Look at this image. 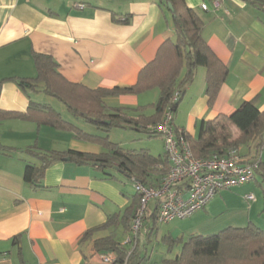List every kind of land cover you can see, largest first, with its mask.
I'll return each instance as SVG.
<instances>
[{
	"label": "crops",
	"instance_id": "crops-1",
	"mask_svg": "<svg viewBox=\"0 0 264 264\" xmlns=\"http://www.w3.org/2000/svg\"><path fill=\"white\" fill-rule=\"evenodd\" d=\"M214 1L219 2L218 8ZM184 2L202 20L205 41L228 69L212 107L206 96V69L199 68L184 90L175 127L185 131L194 143L202 124L232 115L245 102L257 101L264 111V0ZM202 4L208 9L203 10ZM128 15L129 24L116 23ZM169 40H175V28L162 0H0V112L25 114L31 104H40L93 135L95 128L72 117L63 103L44 93L43 86L27 91L20 87L21 79L38 75L34 55L51 57L72 84L90 90L125 88L136 85L141 71ZM185 72L184 66L180 79ZM159 97L160 90L154 88L108 97L104 102L136 119L151 116L154 111L150 106ZM232 134L235 140L240 132L234 127ZM159 140L157 152L150 146L146 149L155 157L163 156L168 169L163 140ZM258 143L239 148L243 156L258 159L263 165L249 187H264V145L257 150ZM30 150L103 153L99 146L79 141L70 132L30 120L0 119V264H100L102 253L96 251L95 242L113 237L122 245L130 232L125 229L124 218L128 210L133 214L138 196L132 179L114 169L103 172L92 164L65 160L46 168L33 186L24 180L26 167L41 168L42 161ZM164 175H153L148 185H157ZM150 205L141 231L142 240L146 236L148 242L158 236V225L151 217L155 203ZM220 206L215 197L197 213L198 220L167 231L161 239L172 258H165L161 264L177 257L182 243L190 237L211 231L216 219L212 217ZM110 218L116 219L115 226L95 230ZM251 219L249 215L246 222L253 223Z\"/></svg>",
	"mask_w": 264,
	"mask_h": 264
},
{
	"label": "trees",
	"instance_id": "trees-1",
	"mask_svg": "<svg viewBox=\"0 0 264 264\" xmlns=\"http://www.w3.org/2000/svg\"><path fill=\"white\" fill-rule=\"evenodd\" d=\"M171 4L172 21L175 28V40L167 41L158 51L156 59L144 68L136 85L132 87H115L113 89L90 90L81 85L68 82L59 72L58 64L49 56L35 54V64L38 75L34 79H21L19 85L24 91L44 87V93L63 103L68 111L93 126L98 131L110 132L114 128L131 129L137 132L159 138L148 130V126L161 122L165 110L170 107L177 112L179 104L172 103V98L182 93L190 85L199 68L206 69V96L208 105L212 107L218 97L221 86L227 76V67L215 56L202 31L203 22L198 14L189 8L184 0H162L168 10ZM130 15L124 21L116 23L129 24ZM186 67L185 75L180 79L182 69ZM158 88L160 97L156 104L151 105V116L141 115L132 118L124 109L109 108L104 99L127 94H140ZM0 119H21L35 121L39 125H47L60 131L70 132L84 142L102 143L106 152L99 155L84 154L75 151L40 153L30 150L41 161L42 167L27 166L24 173L26 183L36 186L43 171L57 161L72 160L78 164H92L103 172L114 169L117 172L136 179L148 185L153 175L166 173V162L163 156L155 157L149 151L125 150L107 138H99L88 134L76 125L65 121L54 109L31 104L27 113H1ZM237 128L240 135L233 139L232 129ZM194 155L197 158H224L232 150L239 151L243 145L259 140L257 150L264 145V111H260L257 101L245 102L232 115L219 116L202 124L199 138L192 142ZM263 165L260 163L259 169ZM139 206V196L136 197L133 214L126 211L125 229L129 232L134 213ZM264 213V209H263ZM156 211L151 217L155 220ZM116 219L109 221L95 230L107 229L116 225ZM155 229V228H154ZM93 231L88 232L85 237ZM175 243V241H172ZM98 253L117 255L114 264H144L145 257L137 246L129 254L128 249L117 243L113 237L95 242ZM162 264H264V229L254 223L245 227H228L210 236H192L182 243L180 254L174 259L165 260Z\"/></svg>",
	"mask_w": 264,
	"mask_h": 264
},
{
	"label": "built area",
	"instance_id": "built-area-1",
	"mask_svg": "<svg viewBox=\"0 0 264 264\" xmlns=\"http://www.w3.org/2000/svg\"><path fill=\"white\" fill-rule=\"evenodd\" d=\"M214 7H219L218 1H214ZM201 8L208 9L205 4ZM179 96L176 93L172 103ZM148 130L162 138L168 169L155 186L132 179L139 196V206L134 213L130 232L122 244L129 248V254L138 245L152 202L155 203L157 225L186 220L203 211L218 194L254 182L261 163L258 159L243 156L237 150L230 151L220 159L197 158L187 133L175 127V113L170 107L165 110L161 122L148 126ZM246 199L255 201L253 195L246 196ZM116 259L114 252L105 253L101 255L100 264H114Z\"/></svg>",
	"mask_w": 264,
	"mask_h": 264
},
{
	"label": "rangeland",
	"instance_id": "rangeland-1",
	"mask_svg": "<svg viewBox=\"0 0 264 264\" xmlns=\"http://www.w3.org/2000/svg\"><path fill=\"white\" fill-rule=\"evenodd\" d=\"M93 135L102 139L107 138L108 141L119 145L125 150H130V148H138L131 150H141L143 148L144 150L148 151V149L146 148L151 147L153 149V152H157L158 148H161L159 138L153 137L146 132L140 133L131 129L114 128L108 133L95 129ZM91 144L99 146L102 149V152L107 151L102 143L93 142ZM248 195H253L255 197V201H248L246 199V196ZM216 198L217 200H219V206L221 205V203L223 206H220L217 213L215 212L216 215H213L212 217H216V219L212 220V225L214 228L211 231H206L207 233L202 236L217 234L229 226L237 228L246 226L248 224L246 220L249 215L251 216V220H253V223L264 229V213L262 210L264 205V187L256 185L255 187H249L248 185L241 186L231 191L220 193L216 196ZM150 209L151 205H149V211ZM198 216L199 215L196 214L192 216V218H188L183 222L175 221L167 224H158V236L157 238H155L156 236H153L151 242H148L146 236L144 240H142V234L140 233L141 235H139L137 246L139 247L142 256L146 258L144 264H161L162 260H164L165 258H172L167 256V253L165 251V243H163L161 239L162 236L164 234H167V231H171L176 227L180 228L193 223V221L198 220ZM234 218H237L239 221L233 222L232 219ZM241 219H244V221H241ZM122 238L123 237H120L119 239L124 240Z\"/></svg>",
	"mask_w": 264,
	"mask_h": 264
},
{
	"label": "water",
	"instance_id": "water-1",
	"mask_svg": "<svg viewBox=\"0 0 264 264\" xmlns=\"http://www.w3.org/2000/svg\"><path fill=\"white\" fill-rule=\"evenodd\" d=\"M168 8H169L170 11H173V7H172V5H171L170 3L168 4ZM183 96H184V92L182 93V97H183ZM180 101H181V99H178V100L176 101V104H179Z\"/></svg>",
	"mask_w": 264,
	"mask_h": 264
}]
</instances>
